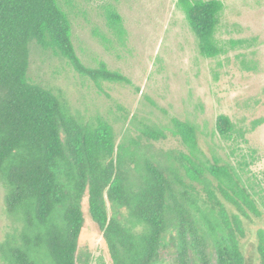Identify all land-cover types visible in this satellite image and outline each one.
<instances>
[{
	"label": "trees",
	"instance_id": "16d2710c",
	"mask_svg": "<svg viewBox=\"0 0 264 264\" xmlns=\"http://www.w3.org/2000/svg\"><path fill=\"white\" fill-rule=\"evenodd\" d=\"M177 5L199 53L224 54L216 36L222 2L177 0ZM104 10L123 42L120 14L112 5ZM32 42L66 58L98 87L103 81L128 82L104 62L82 63L59 0H0V177L6 213L18 225L3 245L4 264H86L79 254L85 197L110 264H211L212 251L216 264H264V188L246 176L254 157L238 149L245 141L242 128L225 114L216 117V133L233 145L228 153L233 163L208 156L196 126L173 118L178 143L165 152L161 167L132 146L117 145L105 119L79 120L54 93L31 83ZM145 133L155 141L165 136ZM128 161L136 172L131 181ZM170 231L172 244L166 246Z\"/></svg>",
	"mask_w": 264,
	"mask_h": 264
},
{
	"label": "rangeland",
	"instance_id": "374dc122",
	"mask_svg": "<svg viewBox=\"0 0 264 264\" xmlns=\"http://www.w3.org/2000/svg\"><path fill=\"white\" fill-rule=\"evenodd\" d=\"M220 1L223 10L216 36L226 52L205 58L177 0H59L71 21L73 45L82 63L97 67L104 62L128 82L103 81L98 87L66 58L33 42L29 81L54 93L77 119H105L117 145L132 146L141 158L152 157L161 167L166 166L165 152L175 150L178 143L172 134L173 118L196 126L199 146L208 156L233 162L234 156L228 154L233 145L215 130L216 117L225 114L244 130L245 141L238 149L254 157L246 176L253 175L264 188V0ZM108 5L122 18L123 42L107 24ZM238 40L244 42L231 44ZM147 130L165 136L155 141ZM126 168L131 181L136 172L129 161ZM5 191L0 177V264L7 234L18 229L6 213ZM82 202L80 258L86 264H110L100 232L86 212L87 198ZM173 233H168L164 245L172 244ZM211 264H216L213 251Z\"/></svg>",
	"mask_w": 264,
	"mask_h": 264
}]
</instances>
